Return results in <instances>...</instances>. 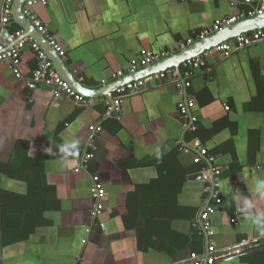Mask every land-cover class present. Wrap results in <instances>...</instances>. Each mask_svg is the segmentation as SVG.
I'll return each mask as SVG.
<instances>
[{
  "label": "crops",
  "instance_id": "crops-1",
  "mask_svg": "<svg viewBox=\"0 0 264 264\" xmlns=\"http://www.w3.org/2000/svg\"><path fill=\"white\" fill-rule=\"evenodd\" d=\"M249 8L223 0L33 6L64 48L69 71L100 93L80 107L54 101L51 87L29 90L38 61L28 42L21 52L23 79L0 62V264H191L193 253L206 252L199 216L213 204L199 147L222 169V203L211 216L215 254L241 250L218 264H264V235L253 223L264 215V196L255 191L264 181L262 45L211 55L186 92L195 101L188 118L179 113L183 95L158 80L127 98L119 118L106 117L100 102L105 88L133 78L113 75L143 51L169 50ZM18 21L13 18L10 31L34 39ZM96 124L103 128L99 135L92 131ZM89 150L88 172L76 173ZM92 174L105 187L104 229L91 215Z\"/></svg>",
  "mask_w": 264,
  "mask_h": 264
},
{
  "label": "built area",
  "instance_id": "built-area-1",
  "mask_svg": "<svg viewBox=\"0 0 264 264\" xmlns=\"http://www.w3.org/2000/svg\"><path fill=\"white\" fill-rule=\"evenodd\" d=\"M1 1V17H0V35L3 32H8L4 38L0 37V62H7L9 68L14 73L17 79H23V73L20 68L22 47L28 42L31 48L35 51L37 56V68L33 71L31 76L26 81V86L29 90L34 91L41 86H48L53 88V99L59 101L61 99L69 100L77 106L88 107L94 103V99L87 97L78 92L68 81H66L61 74L57 71L54 63L48 56L47 52L42 46L31 38H24V31H10L13 20V6L15 0H0ZM54 0H29L23 10V14L27 16L28 20L42 34L49 42L50 46L62 58H66V52L59 43L58 39L52 35L48 27L36 16L33 12V6L37 3L48 5ZM197 1V0H192ZM232 3L242 2L248 4L250 8L243 11L240 16L234 18H224L217 20L210 29L202 30L196 38L189 39L186 42H180L175 47L169 50L160 52L143 51L141 56L134 59L127 70H121L113 75V78L120 79L125 76H131L142 69L148 68L163 59L173 56L180 51L192 46L196 42L205 40L210 35L218 33L225 28H228L238 22L246 19H252L257 16H264V0H223ZM262 45L264 47V27L255 29L249 33L241 34L230 38L228 41L218 43L210 49L202 52L201 54L185 60L180 65V71L175 68H169L157 72L147 78L135 80L121 85L112 91L107 92L101 99L106 107L105 116L108 118H119L122 113L124 101L132 95L143 92L146 86L153 81H161L166 84L174 85L183 95V99L179 103V113L181 117L188 118L191 109L195 106V101L191 96L186 94L187 90L192 87V81L195 77L196 71L203 69L207 65V59L214 54L229 56L232 53L243 50L244 48ZM83 78H79V82L83 83ZM103 85H107V81H102ZM228 110V108H227ZM92 131L96 134H101L103 128L101 125L92 126ZM91 149L95 147L90 145ZM93 150L86 151L84 156L79 161L75 168L76 173L88 172L89 164L93 159ZM198 161L204 162L206 166L201 172V176L209 184L206 191L211 192L212 202L205 206L201 212L200 230L204 232L207 238L206 252L191 255V264H218L219 261L225 257H230L241 250L229 251L223 255L215 254V243L213 238L216 233L212 227L211 216L216 212V206L222 203L221 191V174L222 169L216 165V157L209 154L208 150L204 147L198 148ZM91 178V196L93 200V207L91 215L94 221L98 222L101 229H104V224L99 221L100 216L104 210V197L105 187L98 174L90 175ZM236 220H233L235 222ZM198 223H196V227ZM90 232V229L88 230Z\"/></svg>",
  "mask_w": 264,
  "mask_h": 264
},
{
  "label": "water",
  "instance_id": "water-1",
  "mask_svg": "<svg viewBox=\"0 0 264 264\" xmlns=\"http://www.w3.org/2000/svg\"><path fill=\"white\" fill-rule=\"evenodd\" d=\"M29 0H15L13 6V18L14 20L18 21L21 26L25 30V34H34V40L38 42L42 48L47 52L48 56L54 63L55 68L61 74V76L68 81L78 92L82 93L87 97L95 96L100 92L93 91L85 86L83 83L79 82L76 77L69 71L67 68L64 60L55 52V50L50 46L49 42L46 38L40 34L36 28L32 25V23L28 20L27 16L23 14V7ZM264 27V16H257L250 20H245L238 22L228 28L223 29L222 31L208 37L205 40L199 41L194 45L187 47L186 49L180 51L179 53L167 57L162 61L145 68L138 73L132 75L133 78H124L122 81H117L114 87L117 88L123 84H126L132 80H138L140 78L151 76L157 72L175 68L180 71V65L187 59L195 57L202 52L210 49L211 47L215 46L216 44L223 42L231 37H235L244 33H248L258 28ZM155 82V81H153ZM109 92V88L104 89V93L106 94L107 91ZM102 92V91H101Z\"/></svg>",
  "mask_w": 264,
  "mask_h": 264
},
{
  "label": "clouds",
  "instance_id": "clouds-1",
  "mask_svg": "<svg viewBox=\"0 0 264 264\" xmlns=\"http://www.w3.org/2000/svg\"><path fill=\"white\" fill-rule=\"evenodd\" d=\"M72 148H75L76 145L72 144ZM62 151H67V148H62ZM75 155V153H73ZM255 191L258 192L261 196H264V181H260V183L255 188ZM247 203V201H246ZM253 223L256 225V230L261 234L264 235V215L258 216L253 220Z\"/></svg>",
  "mask_w": 264,
  "mask_h": 264
},
{
  "label": "trees",
  "instance_id": "trees-1",
  "mask_svg": "<svg viewBox=\"0 0 264 264\" xmlns=\"http://www.w3.org/2000/svg\"><path fill=\"white\" fill-rule=\"evenodd\" d=\"M198 228V227H197ZM198 232H201V230L198 228Z\"/></svg>",
  "mask_w": 264,
  "mask_h": 264
}]
</instances>
